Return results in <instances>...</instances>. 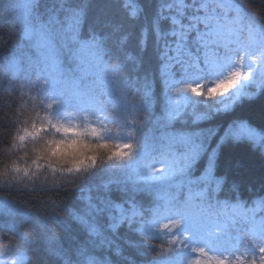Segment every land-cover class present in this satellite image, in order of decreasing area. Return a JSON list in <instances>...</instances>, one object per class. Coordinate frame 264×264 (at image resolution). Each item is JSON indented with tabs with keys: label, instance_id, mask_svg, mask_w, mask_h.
Segmentation results:
<instances>
[{
	"label": "snow or ice",
	"instance_id": "1",
	"mask_svg": "<svg viewBox=\"0 0 264 264\" xmlns=\"http://www.w3.org/2000/svg\"><path fill=\"white\" fill-rule=\"evenodd\" d=\"M0 12L15 37L0 55L5 127L25 125L13 148L43 140L31 166L0 170V192L20 197L0 198V264H264V116L238 114L264 98V18L242 0ZM244 157L261 163L246 198ZM36 193L50 195L21 203Z\"/></svg>",
	"mask_w": 264,
	"mask_h": 264
},
{
	"label": "trees",
	"instance_id": "2",
	"mask_svg": "<svg viewBox=\"0 0 264 264\" xmlns=\"http://www.w3.org/2000/svg\"><path fill=\"white\" fill-rule=\"evenodd\" d=\"M21 3H24L25 0H20ZM243 6L250 11L252 14L257 16V18H264V0H242ZM0 7H2V0H0ZM9 24H10V18L7 13L0 12V55L3 54L4 50L7 49L10 44L14 41L15 37L9 32ZM35 77H33V80ZM0 81H3L5 84L7 83V80L4 78V68L0 67ZM5 96L14 97V93H3L2 90H0V104L3 102V98ZM23 103L22 101L20 102ZM7 111V110H5ZM31 105H29L25 109V116L31 115ZM159 114V112L157 113ZM239 115H242L244 117H247L250 121H252L254 124H259L261 122L262 116H264V98H257L253 102H245L244 106L240 109ZM143 115V114H141ZM25 117H21V121ZM6 121L4 118L3 112H0V170H3L5 165L10 164L11 162L15 161L17 164H19L21 167H29L31 166V160L34 156L32 149L39 148L43 145V140L38 141L36 143H33L31 140H26L24 143V146H19L20 142L16 141L17 147H12V137L17 135V129L25 127L23 123L17 124L16 128H7L5 127ZM30 127V122L29 125ZM201 126H207L206 124H202ZM151 127V125L149 126ZM49 137H45V139H48ZM235 156H243V150L237 149L233 153ZM21 157H24V159H21ZM245 166L241 171L237 174L238 178L243 181V186L241 189L242 192V198L247 197V191L246 186L251 180H255L260 175L261 170V163L257 159H252L249 157H244ZM194 174H199L197 170L193 169ZM259 186L258 184L256 185ZM227 191V189H225ZM7 195V198L11 200H18L20 197L17 194H6L3 192H0V198H3ZM50 194L48 193H36L33 195V197H30L28 199L21 200L22 204L27 205L29 208H34L39 206V201L41 198H44ZM55 198V197H53ZM63 198V197H61ZM59 235L60 230L56 228V226L50 225ZM10 238V237H9ZM4 243H7L8 240H3ZM130 255L136 256L134 252H129ZM155 255V253H149V259ZM3 259L10 260V257H3ZM137 260H140L141 258L139 256H136Z\"/></svg>",
	"mask_w": 264,
	"mask_h": 264
}]
</instances>
